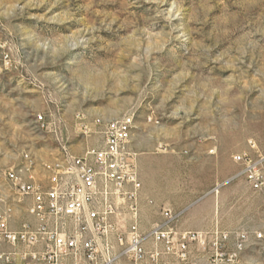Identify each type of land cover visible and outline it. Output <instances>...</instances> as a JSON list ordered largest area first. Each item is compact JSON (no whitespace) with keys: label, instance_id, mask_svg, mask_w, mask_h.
<instances>
[{"label":"rangeland","instance_id":"rangeland-1","mask_svg":"<svg viewBox=\"0 0 264 264\" xmlns=\"http://www.w3.org/2000/svg\"><path fill=\"white\" fill-rule=\"evenodd\" d=\"M125 115L140 230L159 206L180 213V230L217 220L249 234L243 264H264L252 235L264 237V197L241 178L216 206L205 196L238 170L232 155L264 154V0H0V216L11 230L33 220L5 174L43 182L63 149L101 146L93 121Z\"/></svg>","mask_w":264,"mask_h":264},{"label":"built area","instance_id":"built-area-1","mask_svg":"<svg viewBox=\"0 0 264 264\" xmlns=\"http://www.w3.org/2000/svg\"><path fill=\"white\" fill-rule=\"evenodd\" d=\"M76 119L87 129L83 116ZM35 120L48 127L41 114ZM92 126L102 143L89 147L87 158L63 149L59 165L47 167L43 182L5 174L10 189L29 200L26 211L33 225L22 223L11 230L7 213L0 216V264H57L66 256L73 264H240L249 234L223 230L217 220L208 230H180V213L159 206L160 221L141 231V183L129 141L131 117L93 121ZM231 160L238 170L205 196L213 197L216 206L220 190L241 178L264 197V154H234ZM146 203L153 206L151 200ZM252 235L256 241L264 239L260 232Z\"/></svg>","mask_w":264,"mask_h":264},{"label":"bare ground","instance_id":"bare-ground-1","mask_svg":"<svg viewBox=\"0 0 264 264\" xmlns=\"http://www.w3.org/2000/svg\"><path fill=\"white\" fill-rule=\"evenodd\" d=\"M123 117H131V125H132V127H133V116H131V115H125V116H123ZM123 117H121V118H119V119H116V120H111V121H118V120H121ZM102 121H103V120L98 119V120H96L95 122H102ZM35 123L39 124V123H41V122H38V121L35 120ZM129 141H130V134H129ZM87 154H89V148H87V149L83 152V154L80 156V158H87ZM58 165H59V161H57V163L52 164V165H50V166H58ZM241 255H242V253H241ZM240 264H243L242 261H241V257H240Z\"/></svg>","mask_w":264,"mask_h":264}]
</instances>
